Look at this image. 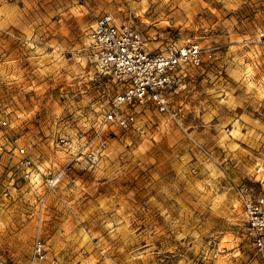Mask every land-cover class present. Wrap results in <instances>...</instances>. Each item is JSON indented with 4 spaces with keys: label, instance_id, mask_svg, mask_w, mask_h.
I'll list each match as a JSON object with an SVG mask.
<instances>
[{
    "label": "rangeland",
    "instance_id": "1",
    "mask_svg": "<svg viewBox=\"0 0 264 264\" xmlns=\"http://www.w3.org/2000/svg\"><path fill=\"white\" fill-rule=\"evenodd\" d=\"M102 12L149 50H211L169 93L174 114L136 106L144 133L111 125L92 163L69 162L57 136L88 131L119 89L84 55ZM0 117L38 169L30 184L0 150L14 250L38 235L40 264H264L237 193H264V0H0Z\"/></svg>",
    "mask_w": 264,
    "mask_h": 264
},
{
    "label": "built area",
    "instance_id": "2",
    "mask_svg": "<svg viewBox=\"0 0 264 264\" xmlns=\"http://www.w3.org/2000/svg\"><path fill=\"white\" fill-rule=\"evenodd\" d=\"M84 48L88 61L101 73L110 75L119 84V89L88 131H78L73 138L65 134L56 138V145L66 153L69 162L83 164L92 163L106 148L112 135L111 125L145 132L144 120L134 107L150 103L159 111L174 114L169 105V93L185 75L187 67L201 65L211 50V47H202L190 38L170 39L163 48L149 50L139 31L125 20L119 21L110 12L93 16ZM0 130L4 141L0 150L15 157V169L33 184L38 169L25 148L16 143L2 117ZM59 177V173L45 175L41 179L45 191L54 190ZM237 193L246 222L253 231V244L257 251L264 253V193L252 194L243 188ZM1 195L8 196L9 190L2 188ZM30 249V258L25 264H40L45 245L38 235L33 237ZM0 264L13 263L0 257Z\"/></svg>",
    "mask_w": 264,
    "mask_h": 264
},
{
    "label": "crops",
    "instance_id": "3",
    "mask_svg": "<svg viewBox=\"0 0 264 264\" xmlns=\"http://www.w3.org/2000/svg\"><path fill=\"white\" fill-rule=\"evenodd\" d=\"M9 242L10 241L7 239L1 240L0 242V244H2V246H0V255L2 258L10 261L13 264H25V262L30 257L31 245L28 246L26 251L24 249L21 253L20 251L14 250L13 247H10L11 243Z\"/></svg>",
    "mask_w": 264,
    "mask_h": 264
}]
</instances>
